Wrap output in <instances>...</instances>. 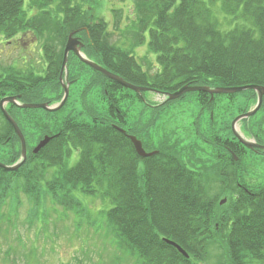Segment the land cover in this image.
I'll return each instance as SVG.
<instances>
[{"label":"trees","instance_id":"trees-1","mask_svg":"<svg viewBox=\"0 0 264 264\" xmlns=\"http://www.w3.org/2000/svg\"><path fill=\"white\" fill-rule=\"evenodd\" d=\"M84 1L27 0V6L37 8L43 20L50 15L56 24L50 38L62 47L73 30L82 37L99 39L95 46L99 52L104 49L102 65L130 83L163 92L183 85L264 86V0H132L134 18L130 20L136 40L142 43L147 32V50L155 55L151 73L130 51L102 41L106 22L83 8ZM27 12L24 0H0V36L6 38L26 26L34 34L41 33L46 26L33 27ZM45 59L48 69L52 70L51 61L58 70L62 51L55 58L46 51ZM94 73L116 90L132 92ZM4 90L0 83V95ZM238 95L245 102L255 99L254 92L246 90L214 95L213 101L225 99L233 104ZM180 99L165 101V105ZM195 101L212 102L203 92L196 93ZM118 102L106 106L105 113L123 121L117 113ZM260 110L264 111V99ZM41 112L51 116L57 111ZM10 128L4 124L0 130V145L12 151L19 141L8 136ZM46 134L50 140L38 153L30 150L16 171L0 169V202L15 179L22 181L27 193L43 192L65 208L78 204L74 192L107 198V220L115 241L137 264H201L207 246L216 240L222 242L227 264H264V180H246L247 150L233 136L217 139L221 156L214 165L198 169L179 155L159 149L152 157H138L129 139L103 118L92 123L65 119L46 128ZM255 136L256 141L262 139ZM11 151L9 163L18 158ZM73 153L76 162L67 166ZM214 186H218L217 195L211 194ZM221 197H226L223 204ZM163 238L179 245L188 257Z\"/></svg>","mask_w":264,"mask_h":264},{"label":"rangeland","instance_id":"rangeland-1","mask_svg":"<svg viewBox=\"0 0 264 264\" xmlns=\"http://www.w3.org/2000/svg\"><path fill=\"white\" fill-rule=\"evenodd\" d=\"M24 8L29 9L27 0H24ZM83 8L94 11L95 15L106 22V35H102V41L109 46L130 51L147 72H152L155 55L147 50V32L143 34L142 43L136 40V29L130 20L134 18L132 0H85ZM50 13L52 15L54 11L51 10ZM38 16L40 23L46 27L41 29V33L35 34L33 39L36 45L32 46L29 52L16 53L9 52L13 46H0L2 69L8 70L10 67L38 76L42 74L45 63L41 54L42 46L52 44L56 45L51 47L56 53L62 51L61 43L55 38H50L52 31H55V21L50 19L49 14L46 15V20H43L42 14ZM75 31L77 30L70 32ZM77 34L82 36L80 32ZM83 39L87 44L86 52L90 59L96 63L102 62L101 54L104 49L99 52L95 46L99 39ZM67 69L70 79L74 81L68 89L69 96L65 105L59 111L51 116L41 111H23L25 124L19 128L23 131L26 144L25 160L30 150L48 136L46 128L58 126L70 118L88 123L109 118L106 123L111 126L122 127L123 124L129 132L135 131L136 134L133 135L142 141L146 150L159 149L167 155H179L184 162L198 169L210 167L220 155L218 140L233 136L230 127L232 120L242 112L249 111L255 104V99L245 102V98L240 95L233 104L225 99L214 102L215 96L209 97L212 102L198 104L195 101L196 92H190L175 103L165 105L164 95L149 91L137 95L116 90L74 55L68 56ZM57 83L56 78L50 82H37L34 89L38 93L33 100L48 99L50 105L59 103L63 91ZM106 97H109V101ZM117 101V113L122 114L123 121H116L117 116L109 114L107 117L105 113L106 106H114ZM8 107L4 105L5 110ZM3 126V117H0V130ZM235 128L248 140L256 141L258 139H255V135H259L262 137L260 141H264V111L260 110L254 116L243 119ZM10 134L13 132L8 133L9 137ZM17 140L19 141L18 138ZM10 151L9 147L0 145V163L5 166L15 165L20 159V143L12 150L18 153V158L12 161L13 163H9ZM15 156L17 157L16 154ZM76 159L73 153L66 160L67 166H72ZM244 165L249 173L246 175L248 182L257 183L264 180L263 155L252 150L247 151ZM12 182L9 191H5L3 202H0V264H137L134 257L125 252V247L115 241L113 227L107 220V210L110 208L107 198L74 192L78 204L65 208L43 192L35 196L27 193L20 179ZM217 187L214 186L216 190L211 194L219 193ZM41 188L45 190L43 183ZM221 198L220 201L226 199ZM221 244V240L210 243L207 246L206 259L201 264H227Z\"/></svg>","mask_w":264,"mask_h":264},{"label":"water","instance_id":"water-1","mask_svg":"<svg viewBox=\"0 0 264 264\" xmlns=\"http://www.w3.org/2000/svg\"><path fill=\"white\" fill-rule=\"evenodd\" d=\"M76 44H77L76 39L72 37V34H70L67 38V41H66V44L64 47V51H63V59H62L61 74H60V80L61 81H62V72L64 70H66L67 54L69 51H72L82 63H84L85 65H88L93 70L101 73L102 75H104L108 79H111L112 81L118 83L119 85H121L127 89H130L136 93H139L141 91H151V92H154V93H157L160 95H164L166 100L177 99L178 97H180L181 95H183L187 92H204V93L209 94L210 97L212 98L213 95H216V94L229 95V94H235V93H239V92L246 91V90L253 91L256 95L255 105L249 111H247L245 113H241L238 116H236L232 120L230 126H231V131L233 133V136L237 139V141L241 145H243L245 148H247L249 150H254V151L260 150V151L264 152V145H260L256 142L252 141V140H248V139L244 138V136H242L240 133H238V131L235 128V125L240 120L250 118L259 110V108L262 104L263 96H264V86L257 85V84H247V85L232 86V87H208V86H197V85H183L182 87H180L178 90H176L174 92L162 93V92H159L155 89H151V88L143 87V86H137V85L131 84V83L123 80L120 76L109 72L108 70L104 69L102 66H100V65L96 64L95 62L87 59L78 50V48L75 47ZM62 87H63V96H62L60 102L55 104V105H48L46 103H41V104H19V103H17V105L20 108H30V109L40 108V109H43L47 112H54V111L60 109L64 105V103L67 99V96H68V86L62 84ZM7 100L12 101V98H3L2 100H0V110H1L2 114L4 115V117L6 118V120L11 124L15 134L19 138L21 157L18 160V162L12 166H5L4 164L0 163V168L3 169L4 171H16L18 169V167L25 161L26 144H25V140H24V137H23L20 129L18 128L15 121L10 117V115L6 112V110L3 107V103L6 102ZM118 129L120 131H124L120 128H118ZM128 138L131 141V143L134 147V150L139 157H150V156L157 153V151L145 152V150L143 149V147L141 145V142L138 139H136L135 136L128 135ZM49 139H50V137L45 136L32 149V152L37 153L39 151V149H41L49 141ZM224 202H225V199L220 201V204H223ZM163 240L166 243L174 246L181 255H183L186 258L188 257L187 253L179 245H177L175 242L164 239V238H163Z\"/></svg>","mask_w":264,"mask_h":264},{"label":"flooded vegetation","instance_id":"flooded-vegetation-1","mask_svg":"<svg viewBox=\"0 0 264 264\" xmlns=\"http://www.w3.org/2000/svg\"><path fill=\"white\" fill-rule=\"evenodd\" d=\"M27 11H28L26 13L27 17L32 19L31 25L36 28L40 24V21H39L40 17L38 16V14H41V13H39L38 9L34 8V7L29 8ZM34 36H35V34H34L33 28L26 26L23 30H20L16 33H11L6 38L0 36V46H3V47L8 46V45L13 46L11 49H9L10 53L11 52H15V53L16 52H23V51L29 52L30 48L32 46L36 45V41H35V39H33ZM74 37H76V42H77L75 47L78 48V50L81 53L85 54L86 57L90 58V56L86 52L87 51V44L83 41L84 40L83 37L81 35H78L77 33L74 34ZM29 38H31V39L29 40ZM52 46H56V45L45 44L41 48V54L43 55L44 62H45L43 65V72L41 75L36 76L37 74H34L32 72H29V73L28 72H20V71L14 70L13 68H10V67H8L7 68L8 70H6V69H2L0 67V77H1L0 83H1V85H4V88H6V90H4L1 93L2 95H0V100L3 98H12V101L7 100L6 102H4V105L9 106L7 108V112L14 119L17 126H23V124H25V122H23V118H22L23 117V111H32V110L44 111L43 109H40V108H37V109L20 108L17 105V103H19V104L46 103L48 105L50 104V100H48V99L33 100V98L35 97V94L38 93L34 89V86L37 84V82L38 83H41L43 81L50 82L56 78V83L58 82L57 85L59 84L62 91H63L62 84L67 85L68 89L73 84L74 80L70 79L71 78L70 73L63 72L62 73V81L60 80V74H61L60 67L61 66L57 70L56 69L57 63L55 65V62L52 63L50 61V63L52 64V70L48 69L50 64H49V62H46V59H45L46 51L48 52V56H53L55 58V55H56L55 50H53L51 48ZM71 55H74V54L72 52H69L68 56H71ZM98 64L102 65V62H98ZM22 75H24V77H22ZM23 79H25V81ZM68 94H69V91H68ZM62 95H63V92L61 94V97H62ZM106 100L109 101V97H106ZM1 115H2V113H1ZM2 117H3L4 124L9 125L11 127L10 131L14 132L11 124L6 120V118H4L3 115H2ZM106 120H108V119H106ZM115 120L118 121L119 119L116 118ZM115 126L121 127L119 125H115ZM121 128H123L126 131V134H133V133H130L129 130L123 126V124H122ZM13 135L14 134H11L10 137H13ZM123 135L126 137L125 133H123ZM15 136L18 137L17 135H15ZM257 142L261 145H264V141H257ZM256 152L258 154H261L264 156V152H262L260 150H257Z\"/></svg>","mask_w":264,"mask_h":264}]
</instances>
